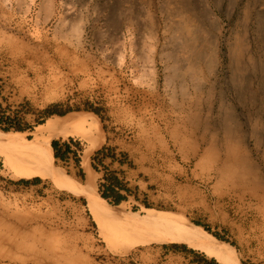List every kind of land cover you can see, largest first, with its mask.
I'll use <instances>...</instances> for the list:
<instances>
[{
  "label": "rangeland",
  "instance_id": "rangeland-1",
  "mask_svg": "<svg viewBox=\"0 0 264 264\" xmlns=\"http://www.w3.org/2000/svg\"><path fill=\"white\" fill-rule=\"evenodd\" d=\"M51 104L64 114L49 117L90 114L99 131L35 134ZM0 123L70 147L34 177L0 152L4 242L49 232L60 264H226L160 240L163 227L138 231L127 220L147 208L203 228L236 264H264V0H0ZM229 148L230 179L213 170ZM94 188L115 218L95 216Z\"/></svg>",
  "mask_w": 264,
  "mask_h": 264
},
{
  "label": "bare ground",
  "instance_id": "bare-ground-1",
  "mask_svg": "<svg viewBox=\"0 0 264 264\" xmlns=\"http://www.w3.org/2000/svg\"><path fill=\"white\" fill-rule=\"evenodd\" d=\"M177 38L181 46L194 51L195 47L189 36L186 35L184 41H182L180 35H178ZM13 41L15 40L13 39ZM15 43L16 42H11V44ZM42 131H46L50 135L74 132L91 137L94 133L93 131H99V127L92 115L71 112L63 116L55 115L52 118L49 117L44 124L36 127L35 134ZM24 135L25 134L22 132H4L0 130V152L4 153L9 159L14 160L17 165L15 173L21 177H34L48 174V171L53 168L52 161L55 160L51 146V138L47 137L44 141L39 142L36 139L27 140ZM228 150L229 157L224 165H221L219 168H213V170L214 173L219 176H225L230 179L233 177L234 169L233 165L229 164V161H231V163L236 162L239 155L236 151L234 152L232 148ZM214 162H216V160H214ZM231 181V190L240 188V185L234 183V180L231 179ZM88 182L91 183L90 180H88ZM88 189H90L89 186ZM88 194L92 196L89 198V203L96 217L102 219L103 217L115 218V216H117L116 211L118 207L107 206L95 188L90 190ZM251 195L256 197L257 194L251 193ZM262 195H264V191ZM131 217L132 219H128V222L134 221L133 223H141L140 227H137L138 231H150L152 228L163 227L161 230L164 229L163 231L166 232L160 235V240H178L192 246L196 245L206 252L215 255L226 264H236L234 262L232 250L213 238L203 228L195 226L190 222V224L188 223L187 225L188 220L183 217L178 218L169 212H157L147 208H143L140 213ZM16 218L21 224H27L26 217L22 218L17 215ZM27 237L28 235L24 231L18 232L17 238L21 240L19 244L13 241L11 243L4 242L5 237L1 235V260H7L8 264H50L52 262L54 264H60L65 259L64 250L53 241L51 233L46 232L43 237L33 240L32 242H28ZM149 241L150 240L147 239V242ZM5 249L6 252H4ZM20 253H24L25 256Z\"/></svg>",
  "mask_w": 264,
  "mask_h": 264
},
{
  "label": "trees",
  "instance_id": "trees-1",
  "mask_svg": "<svg viewBox=\"0 0 264 264\" xmlns=\"http://www.w3.org/2000/svg\"><path fill=\"white\" fill-rule=\"evenodd\" d=\"M56 107H57V104H51V105L47 106V107L42 111V113L44 114L45 117H49V116H51V115H53V114H58V115H62V114H64L63 112L57 110ZM38 123H40V121H38ZM10 128H13L14 130H23V129H22L20 126H18V125H8L7 127H4V126H2L1 123H0V129H2V130H4V131H7V130H9ZM52 148H53V150H54L55 157H56V158H59V159H65V158H67V154H68V152H69V150H70V147H69V145H67V144H64V145H63V149L58 148V144H57L56 141H54V142L52 143ZM107 189H108V190L111 189L112 191H114L112 185L107 186L106 190H107ZM107 196H108V195H106V193H103V194H102V197L107 198ZM114 198H115L114 202H115V203H118L122 198H124V196H123V195H119V194H115ZM214 235L221 239V237L218 236L217 234H214ZM211 262H214V260H212Z\"/></svg>",
  "mask_w": 264,
  "mask_h": 264
}]
</instances>
